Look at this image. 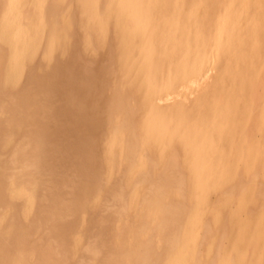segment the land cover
Here are the masks:
<instances>
[{
    "label": "bare ground",
    "instance_id": "obj_1",
    "mask_svg": "<svg viewBox=\"0 0 264 264\" xmlns=\"http://www.w3.org/2000/svg\"><path fill=\"white\" fill-rule=\"evenodd\" d=\"M0 64V264H264V0H0Z\"/></svg>",
    "mask_w": 264,
    "mask_h": 264
},
{
    "label": "rangeland",
    "instance_id": "obj_2",
    "mask_svg": "<svg viewBox=\"0 0 264 264\" xmlns=\"http://www.w3.org/2000/svg\"><path fill=\"white\" fill-rule=\"evenodd\" d=\"M1 63H2V62H1ZM0 65H1V64H0ZM1 66H2V65H1ZM0 70H1V67H0ZM12 73L14 74V73H16V71H12ZM0 74H4V73L0 71ZM16 74H17V73H16ZM2 77H3V79H5V81H4V80L2 81V79H1ZM0 79H1V81H0V82H1V83H0L1 85H2V83H3V85H4L5 82H6L5 85H6V84L8 85L7 82L11 83V81H10L9 79H6V77H4V75L1 76ZM19 81H20V79H19ZM21 81H22V79H21ZM10 85H11V84H10ZM4 87H5V86H4Z\"/></svg>",
    "mask_w": 264,
    "mask_h": 264
}]
</instances>
